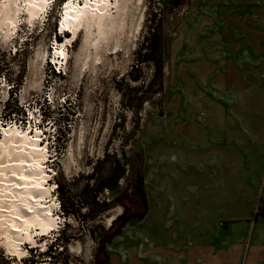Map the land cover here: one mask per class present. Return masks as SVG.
<instances>
[{
	"label": "rangeland",
	"instance_id": "374dc122",
	"mask_svg": "<svg viewBox=\"0 0 264 264\" xmlns=\"http://www.w3.org/2000/svg\"><path fill=\"white\" fill-rule=\"evenodd\" d=\"M68 1L32 24L20 15L11 40L0 27V137L11 126L42 140L58 223L21 262L0 241V264H170V249L204 240L185 213L199 118L233 101L264 117V0H112L101 36L82 26L73 40ZM151 14L160 33L139 63ZM62 232L63 256L45 254Z\"/></svg>",
	"mask_w": 264,
	"mask_h": 264
},
{
	"label": "crops",
	"instance_id": "0c3cea01",
	"mask_svg": "<svg viewBox=\"0 0 264 264\" xmlns=\"http://www.w3.org/2000/svg\"><path fill=\"white\" fill-rule=\"evenodd\" d=\"M238 108L218 103L215 116L199 118L186 165L185 206L193 207L185 213L204 240L170 249V264H264V215H256L264 201V117Z\"/></svg>",
	"mask_w": 264,
	"mask_h": 264
},
{
	"label": "bare ground",
	"instance_id": "6f19581e",
	"mask_svg": "<svg viewBox=\"0 0 264 264\" xmlns=\"http://www.w3.org/2000/svg\"><path fill=\"white\" fill-rule=\"evenodd\" d=\"M115 1L118 3V0ZM49 3L50 0L1 1L0 27L3 39H13L20 15L27 14L28 22L32 24ZM116 3L112 0H87L84 4L68 1L64 7L62 29H71L73 40L82 26L86 29L95 26L100 37L106 26L108 9ZM113 23L106 28L112 30ZM67 40L72 41L69 38ZM97 43L98 39L94 45ZM57 54L64 63L67 61L68 53L65 49ZM20 129L8 126L3 129V137H0V241L8 253L21 262L25 255L22 245L28 242L38 246L34 235H45L58 223L53 214L55 205L46 201V198L52 197L53 191L46 184L50 176L44 166L47 148H42L38 135L33 138Z\"/></svg>",
	"mask_w": 264,
	"mask_h": 264
},
{
	"label": "trees",
	"instance_id": "16d2710c",
	"mask_svg": "<svg viewBox=\"0 0 264 264\" xmlns=\"http://www.w3.org/2000/svg\"><path fill=\"white\" fill-rule=\"evenodd\" d=\"M159 33H160V25H159V21L157 20V16L155 14H151V19L149 20V26L147 29V33L144 37V41L141 45V49H140V53H139V59H138L139 63H142L145 61L146 54L150 49L151 40H152V38L157 37V35ZM138 189H139L140 195L142 196V199L145 201L144 203H146V198H145L144 193L142 191L141 185ZM62 205H63V209L65 212H67L68 210H70L72 207L75 206V204L71 200H69V199L65 200L64 197L62 198ZM97 227H98V225H97ZM63 234L64 233L62 232V234H60L59 237L55 239V242L50 245L49 249L46 251L47 253H45V254H48V252L50 251L51 253H56L59 256L60 255L63 256L64 251L67 248L66 242H64V240L62 238ZM61 244H62V246H61ZM53 247H54V250L52 249ZM58 249H61V251L59 252ZM31 252H33V251H31ZM45 254L43 253V255H45ZM40 255H41V253L39 254V256ZM58 259L59 260L57 262L55 261L54 264H68L69 263L67 257L66 258H58ZM29 262H30V264H39L38 259H35L34 257H32L29 260ZM105 264H109V258L108 257H106Z\"/></svg>",
	"mask_w": 264,
	"mask_h": 264
},
{
	"label": "built area",
	"instance_id": "2783aa9c",
	"mask_svg": "<svg viewBox=\"0 0 264 264\" xmlns=\"http://www.w3.org/2000/svg\"><path fill=\"white\" fill-rule=\"evenodd\" d=\"M257 215H264V201L263 203L259 204L256 208Z\"/></svg>",
	"mask_w": 264,
	"mask_h": 264
}]
</instances>
